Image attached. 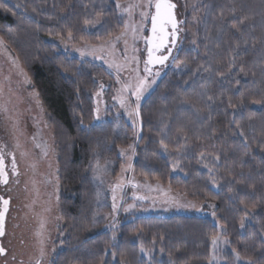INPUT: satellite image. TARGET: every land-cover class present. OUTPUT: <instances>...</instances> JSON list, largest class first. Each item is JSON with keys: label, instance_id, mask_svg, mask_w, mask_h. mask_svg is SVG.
<instances>
[{"label": "trees", "instance_id": "1", "mask_svg": "<svg viewBox=\"0 0 264 264\" xmlns=\"http://www.w3.org/2000/svg\"><path fill=\"white\" fill-rule=\"evenodd\" d=\"M115 1L128 0H0V38L30 79L57 156L51 264H208L219 228L223 264H264V0H205L196 48L175 55L186 71L160 79L139 109L134 175L210 203L217 224L151 214L122 218L115 236L91 234L95 165L117 171L132 129L94 124L95 75L48 39L107 42L123 29Z\"/></svg>", "mask_w": 264, "mask_h": 264}, {"label": "rangeland", "instance_id": "2", "mask_svg": "<svg viewBox=\"0 0 264 264\" xmlns=\"http://www.w3.org/2000/svg\"><path fill=\"white\" fill-rule=\"evenodd\" d=\"M204 1H115L123 29L107 42L92 46L74 43L70 37L48 39L61 52L86 63L95 75L97 84L92 90L95 100L94 124H111L119 131L126 123L132 129V142L118 151L121 166L117 171L112 163L95 165L92 177L97 203L95 226L91 234L109 232L115 236L122 218H139L151 214L161 217L201 215L217 224V215L210 203L195 201L192 195L169 185L137 178L133 172L141 134L140 105L155 89L158 81L169 72L180 74L186 71L175 55L179 51L196 48V34L201 24ZM161 2L171 3L174 7L178 41L171 50L157 54L158 58L170 55L169 66L162 67L157 63L153 68H148L150 20L154 7ZM181 18L182 28L178 23ZM99 19L87 28H97L101 21ZM152 40L149 44L150 55L157 52L159 47L156 38ZM149 64H153V61L149 60ZM99 67L108 76L103 78L96 70ZM0 116L21 170L15 191L16 195L22 196L23 203L20 204L19 240L10 256L14 260L5 259L8 260L6 264H51L60 220V190L53 136L29 77L1 38ZM219 229L220 237L212 242V255L208 264H223L221 257L226 241L221 237L223 229ZM234 261L247 264L237 257Z\"/></svg>", "mask_w": 264, "mask_h": 264}, {"label": "flooded vegetation", "instance_id": "3", "mask_svg": "<svg viewBox=\"0 0 264 264\" xmlns=\"http://www.w3.org/2000/svg\"><path fill=\"white\" fill-rule=\"evenodd\" d=\"M163 33L167 48L164 52L171 49L170 45L174 36L172 30L175 24L171 19L167 18L163 21ZM162 29V28H161ZM164 42L162 43V45ZM4 122L0 116V214L5 210L4 233L0 238V246L3 254H0V264H6L8 260L13 261L11 256L12 249L15 248L18 239V228L21 223L22 196L16 195L18 181H20L21 170L14 150L9 143L8 132L3 128ZM5 259H8L7 261ZM20 262L22 260H19Z\"/></svg>", "mask_w": 264, "mask_h": 264}, {"label": "water", "instance_id": "4", "mask_svg": "<svg viewBox=\"0 0 264 264\" xmlns=\"http://www.w3.org/2000/svg\"><path fill=\"white\" fill-rule=\"evenodd\" d=\"M168 5H169V8H166V6H168ZM152 13H153V15H152V18L150 20V30H149V35H148L149 38L147 41V43H148V54H147L148 64H147V66H148V68H153V65L155 66L158 63V64H160V66L166 67L168 65L170 55L165 56L163 58L157 57L158 52L164 51V49H162L160 47L167 48L166 46L168 45L167 42L164 41L165 38H164V33H163L164 31H163V27H162L163 26L162 23H164V22L159 20V16H160V14H163V13L165 16L167 14L168 18L171 19L173 21V23L175 24V27L172 30V35L174 36V39H172V42L170 45V47L172 48L173 46H175L176 42L178 41V35H175V33H176L175 28H177V25H176V16H175V12H174V7L171 3L161 2L154 7ZM167 16H166V18H167ZM178 23H179V21H178ZM152 38H154V39L156 38V42H157V45L159 47H157L158 48L157 52L154 51V54L150 55L151 48H150L149 44L151 43ZM163 42H164V44L162 45ZM169 50H171V49H169ZM149 60H152L153 64H149ZM4 222H5V210H3L2 213L0 214V238L3 236V233H4ZM0 254H3V250L1 248V246H0Z\"/></svg>", "mask_w": 264, "mask_h": 264}]
</instances>
